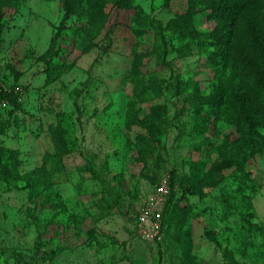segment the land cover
I'll return each mask as SVG.
<instances>
[{
  "label": "rangeland",
  "instance_id": "rangeland-1",
  "mask_svg": "<svg viewBox=\"0 0 264 264\" xmlns=\"http://www.w3.org/2000/svg\"><path fill=\"white\" fill-rule=\"evenodd\" d=\"M122 1L3 10L0 81L19 90L0 103V260L264 264V102L218 85L208 0ZM172 173L164 237L144 239Z\"/></svg>",
  "mask_w": 264,
  "mask_h": 264
},
{
  "label": "trees",
  "instance_id": "trees-1",
  "mask_svg": "<svg viewBox=\"0 0 264 264\" xmlns=\"http://www.w3.org/2000/svg\"><path fill=\"white\" fill-rule=\"evenodd\" d=\"M208 1V8L220 23L216 26L217 29L212 31L196 30L195 32L202 36L201 44L209 43L216 46L217 52L214 57L210 58V63L215 77L218 78V85L223 88L222 85L229 83V80L231 83L239 82L238 84H243L244 87L251 88L252 92L259 94V100L264 102V0ZM119 5L123 6L122 0ZM6 7L16 9L19 7L18 0H0V36L4 32L5 13L3 10ZM192 8L194 7L191 6L190 9ZM192 14L191 10H187L182 16L189 18ZM183 26L184 29H188L185 22ZM191 29L194 30L192 27ZM17 93L16 89L6 88L0 81V103L14 101ZM237 95L241 96V94ZM215 97H213L214 101ZM218 98L222 100L223 97ZM198 104H195V107L199 114L202 107ZM251 123L252 121L249 122ZM169 183L170 194L164 208L165 213L171 209L174 202V173L169 178ZM163 221L166 227L165 215Z\"/></svg>",
  "mask_w": 264,
  "mask_h": 264
},
{
  "label": "built area",
  "instance_id": "built-area-1",
  "mask_svg": "<svg viewBox=\"0 0 264 264\" xmlns=\"http://www.w3.org/2000/svg\"><path fill=\"white\" fill-rule=\"evenodd\" d=\"M169 194V177H164L160 181L156 191L141 208L136 220L137 231L144 239L150 241H161L163 239L165 234L163 210L168 201ZM0 264L5 263L0 260Z\"/></svg>",
  "mask_w": 264,
  "mask_h": 264
}]
</instances>
